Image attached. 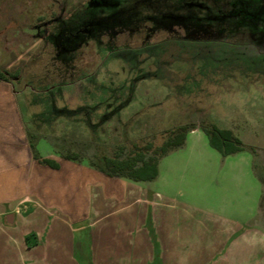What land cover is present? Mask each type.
Masks as SVG:
<instances>
[{
    "label": "rangeland",
    "instance_id": "374dc122",
    "mask_svg": "<svg viewBox=\"0 0 264 264\" xmlns=\"http://www.w3.org/2000/svg\"><path fill=\"white\" fill-rule=\"evenodd\" d=\"M0 70L41 156L52 139L114 146L193 125L156 178L129 189L130 209L53 224L64 245L50 264H123L97 245L123 212L142 229L148 264L168 230L188 264H264V0H0ZM200 120L229 128L242 150L221 157ZM29 227L26 215L0 264H33Z\"/></svg>",
    "mask_w": 264,
    "mask_h": 264
},
{
    "label": "crops",
    "instance_id": "0c3cea01",
    "mask_svg": "<svg viewBox=\"0 0 264 264\" xmlns=\"http://www.w3.org/2000/svg\"><path fill=\"white\" fill-rule=\"evenodd\" d=\"M7 82L0 80V244L3 246L7 241V250L11 247L9 253L13 252L16 237L13 235L14 228L21 218L28 215L29 230L37 237L35 245L28 250L29 253L35 252L32 254L33 264H50L46 256L60 255L64 245L61 234L53 231V224L60 222L68 226V223H71L76 228H82L85 225L86 212V222L89 220L88 215H92L91 223L105 222L101 219L107 214L101 212L103 208L111 206L108 214L117 213L128 207L130 209L133 201L130 199L129 189L139 188L140 193V187L137 185L142 183L132 182L137 184L132 186L128 180L118 179L113 182L112 187L106 188L105 178L99 173L86 167L84 163L74 164L62 160L54 153L42 157L58 160L60 164L58 169L38 164L32 159L26 140L17 93L12 84ZM42 175H45L44 181L40 179ZM140 200L138 197L134 199ZM121 214L123 216L114 217L115 219L111 221L114 226L110 225L112 229L110 227V231L102 237V239L106 237L108 246L100 240L98 248L112 247L111 254L115 256L123 254L125 256L123 264H148L142 249L139 248L145 237L142 229L137 226L139 230L134 231L131 219L124 212ZM152 218L155 217L150 215V228H154ZM156 225L160 230L159 221ZM103 227V224L99 225L97 231ZM170 231L168 230L164 236L166 242H161L158 264H188V259H179V244L174 242ZM134 237H138L137 243H134ZM19 239L16 238L17 247ZM38 249L42 250L39 256L36 253ZM4 252V248L0 249L2 261Z\"/></svg>",
    "mask_w": 264,
    "mask_h": 264
},
{
    "label": "trees",
    "instance_id": "16d2710c",
    "mask_svg": "<svg viewBox=\"0 0 264 264\" xmlns=\"http://www.w3.org/2000/svg\"><path fill=\"white\" fill-rule=\"evenodd\" d=\"M6 73L8 72L0 70V80L7 81ZM17 99L19 102V95H17ZM197 126L205 135L208 145L221 157L242 150L239 139L229 128L217 127L206 120H200ZM191 128L193 125L177 124L156 133L151 132L141 137L116 143L114 146L92 142L85 143L87 148L77 146L76 149H70L64 147L65 145L57 144L55 139L48 141L53 153L60 159L74 164L83 163L84 160L86 167L105 178V187L108 188L112 187L113 182L118 179L139 183L153 181L157 176L159 159L170 151L181 147L185 133ZM24 130L32 159L36 160L38 164L58 169L60 167L58 160L40 156L36 150V141L33 140L32 132L26 130L25 127ZM61 139L63 137H58V140Z\"/></svg>",
    "mask_w": 264,
    "mask_h": 264
},
{
    "label": "water",
    "instance_id": "95a60500",
    "mask_svg": "<svg viewBox=\"0 0 264 264\" xmlns=\"http://www.w3.org/2000/svg\"><path fill=\"white\" fill-rule=\"evenodd\" d=\"M9 216V215H8ZM8 216H6V218H8Z\"/></svg>",
    "mask_w": 264,
    "mask_h": 264
}]
</instances>
